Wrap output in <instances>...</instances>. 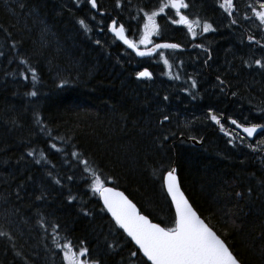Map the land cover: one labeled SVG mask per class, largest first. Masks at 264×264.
Instances as JSON below:
<instances>
[{"label":"trees","instance_id":"trees-1","mask_svg":"<svg viewBox=\"0 0 264 264\" xmlns=\"http://www.w3.org/2000/svg\"><path fill=\"white\" fill-rule=\"evenodd\" d=\"M164 1L96 0L94 12L86 0H0V264H67L66 242L87 248L79 259L89 264H148L92 185L99 177L173 227L162 183L173 168L241 264H264V143L227 139L210 122L264 126V24L254 18L264 0H234L231 15L223 0H186L182 12L213 28L197 41L159 29L156 42L182 49L142 81L151 58H135L107 28L140 23ZM125 32L137 39L141 29Z\"/></svg>","mask_w":264,"mask_h":264},{"label":"snow or ice","instance_id":"snow-or-ice-1","mask_svg":"<svg viewBox=\"0 0 264 264\" xmlns=\"http://www.w3.org/2000/svg\"><path fill=\"white\" fill-rule=\"evenodd\" d=\"M89 3L93 8L97 7L96 0H89ZM188 7L186 0H166L159 6V11H153L150 15L146 14L147 22L144 24L143 35L139 43L145 47L152 43L151 36L159 34V26L156 24L155 18L168 8L174 9L175 15L179 17L178 20L172 19L171 23L186 26L188 32L195 38L196 32L193 25L199 26L200 21L192 20L188 15L181 14V9ZM219 7L231 15L230 10L234 8V0H223ZM259 9L254 10V14L260 23L264 24V2L259 4ZM80 23L84 25L83 20ZM210 28L211 25L205 23L203 32H208ZM110 30L140 57L151 56L158 49H177L179 47L175 43H158L149 51H139L137 45L126 38L122 25L117 29L114 21ZM196 46L199 47V45ZM161 58L163 59V53H161ZM164 63L170 67L167 59H164ZM256 64L264 67V64H261L259 60L256 61ZM138 78H151V73L146 70L141 71L138 73ZM32 95L34 96L36 93L33 92ZM164 119L167 120L168 117L165 116ZM211 119L220 123L215 115H212ZM231 123L237 128L242 127L236 120H232ZM257 129V125H252L243 127V132L248 137H252ZM84 163L87 164V161ZM175 171L173 168L165 177L167 192L175 205L174 227H161L159 224L152 223L146 216L139 214L136 206L122 193L104 187L99 177L94 180L92 189L94 192L100 193L105 207L111 213L116 224L131 237L151 264H241L240 260L226 246L225 241L197 215L185 199L177 184ZM61 250L64 251L63 259L67 261V264H89L87 259L78 258L88 255L87 248H81L77 255L72 250L71 243L66 242L61 246ZM133 255L135 256L136 253L134 252Z\"/></svg>","mask_w":264,"mask_h":264},{"label":"flooded vegetation","instance_id":"flooded-vegetation-1","mask_svg":"<svg viewBox=\"0 0 264 264\" xmlns=\"http://www.w3.org/2000/svg\"><path fill=\"white\" fill-rule=\"evenodd\" d=\"M166 1H164V3H165ZM168 10H169V12L171 13V18L170 19H168V20H166V21H161V22H158L157 20H156V24L159 26V29H172V28H174V29H176V30H179L180 31V29H184V30H186L187 31V28H186V26H184V25H181V24H173V23H171V20L172 19H176V20H178L179 19V17L178 16H176L175 15V10L174 9H171V8H168ZM182 10L183 9H181V14H184L183 12H182ZM158 11H159V9H158ZM97 14H99L98 12H97ZM146 14H150L149 12L148 13H146ZM161 14H163V15H165L166 14V9H165V12L164 13H161ZM141 20H143L142 21V23L140 22H132V23H130L129 25H128V27H124V29L126 28V29H141L142 27H143V24H145L144 23V20H145V17H142V18H140ZM202 25V24H201ZM193 27H194V30H195V32H196V36H195V38H193V36L191 35V37L193 38V40L194 41H197L198 40V37H197V35L199 34V33H201V32H203V28H202V26H197V25H193ZM213 27L211 26V28L210 29H212ZM198 30H200V31H198ZM204 33V32H203ZM202 33V34H203ZM175 35H179V33L178 34H176L175 33ZM203 36V35H202ZM131 39V41L134 43V44H136L137 45V47L138 48H149V47H151V46H155V44H158V43H170L169 42V39L170 38H165L164 40H163V42H156V40H158L159 38H158V35H153L152 36V38H151V40H152V43L151 44H149V45H147V47H145V45H142V44H140L139 43V41H140V38L139 39H133L132 37H130ZM176 44V43H175ZM196 46V45H195ZM197 47V46H196ZM181 50L182 48L179 46L177 49H160L159 51H157L155 54H153V55H151V56H148V57H146L145 59H143V60H146V59H148V58H151L150 60H149V62H148V64L146 65L147 66V69L151 72V78H148L147 80H145V81H148V82H153V81H155V76H154V73H153V71H152V67H155L156 66V60L157 59H161V53H163V55H164V58H165V53H166V51H170V50ZM197 49L198 50H203V48H201V47H197ZM203 51H206V50H203ZM207 52V51H206ZM207 53H209V52H207ZM209 55V54H208ZM219 119V121H220V123H213L212 122V119L210 120V122L211 123H213V124H215V128H216V130L218 131V133L219 134H221L223 137H225V138H229V139H231V138H233V136H241V133L236 129V127H235V125L234 124H232L231 123V121L229 120V121H224L223 119H221V118H218ZM242 124V123H241ZM244 125V124H243ZM243 138V137H242ZM257 138H260V136H256L255 138H253L252 140H248L247 138H243V139H245V141L251 146V147H253V145L255 144V141H256V139Z\"/></svg>","mask_w":264,"mask_h":264},{"label":"water","instance_id":"water-1","mask_svg":"<svg viewBox=\"0 0 264 264\" xmlns=\"http://www.w3.org/2000/svg\"><path fill=\"white\" fill-rule=\"evenodd\" d=\"M86 1H89V0H86ZM90 4V3H89ZM90 6H91V4H90ZM91 9H92V11H94V12H96L97 11V7L96 8H93L92 6H91ZM112 24L113 23H111L110 25H109V27L107 28V33L110 35V36H112L115 40H116V42H118V43H120L121 45H123V46H125V47H127V45L126 44H124L123 43V41L122 40H120V39H118L116 36H115V33L113 32V31H111L110 29H111V27H112ZM121 25H116V28L118 29L119 27H120ZM125 36H126V38L127 39H129L128 37H127V35H126V33H125ZM130 40V39H129ZM128 48V47H127ZM154 48V46H151V47H149V48H146V49H141V48H138V50L139 51H149V50H151V49H153ZM130 51H131V53H132V55L135 57V58H137V59H140V60H143V59H145L146 57H148V56H145V57H140V56H137L136 55V52L135 51H133L131 48H128ZM158 50H160V49H158ZM158 50H156L155 52H157ZM154 52V53H155ZM153 53V54H154ZM148 71V72H150L148 69H146V68H142L141 70H139V72H141V71ZM138 72V73H139ZM151 73V72H150ZM139 79H141L142 81H145V80H147L148 78H139ZM258 126V129H257V132L256 133H254L253 134V136L252 137H248L247 136V134L245 133V132H243V127H250V126H243L242 125V127L241 128H237L236 126V129L242 134V136L243 137H245V138H247L248 140H252L253 138H255L256 136H259V135H261V134H263L264 133V126H262V125H257ZM187 141L189 142V143H191L193 146H196V147H198V146H200V144H201V142H197L196 140H194V139H187ZM172 170V169H171ZM171 170H169V171H171ZM169 171H167L164 175H163V179H162V183H163V188H164V192H165V194H166V196H167V198H168V200H169V202H170V205H171V208H172V211H173V215H174V219H175V205L173 204V202H172V199H171V196L168 194V192H167V188H166V184H165V177L167 176V173L169 172ZM175 174V173H174ZM175 176H176V180H177V184H178V186H179V188H180V191L183 193V191H182V189H181V187H180V185H179V180H178V177H177V175L175 174ZM104 187H106V188H112L114 191H116V192H120V193H122L123 194V192L122 191H120L119 189H115V188H113V187H111V186H109V185H106V186H104ZM184 194V193H183ZM124 195V194H123ZM125 197H126V195H124ZM184 197H185V199H187L186 198V196H185V194H184ZM98 198H99V202H100V205H101V207L104 209V211H105V213L107 214V216L116 224V222H115V220H114V218L112 217V215H111V213L110 212H108V210H107V208L105 207V205H104V202H103V199H102V197H101V195H100V193H98ZM127 199H128V197H126ZM129 201H130V199H128ZM187 201H188V199H187ZM189 202V201H188ZM131 203H132V201H131ZM133 204V203H132ZM189 204H190V202H189ZM191 205V204H190ZM192 206V205H191ZM193 208V207H192ZM136 209H137V211L139 212V210H138V208L136 207ZM193 210H194V208H193ZM195 211V210H194ZM196 212V211H195ZM197 213V212H196ZM139 214H141V215H143L142 213H140L139 212ZM198 215V214H197ZM199 216V215H198ZM200 217V216H199ZM201 218V217H200ZM202 219V218H201ZM203 220V219H202ZM204 221V220H203ZM205 222V221H204ZM152 223H154V222H152ZM206 223V222H205ZM157 224V223H156ZM207 224V223H206ZM116 226L122 231V233L125 235V237L131 242V244L135 247V249L138 251V253H139V255L148 263V264H151V262L150 261H147V258L146 257H144L143 256V253L139 250V248H138V246L135 244V242L134 241H132V239H131V237H129L128 235H127V233L126 232H124V230L123 229H121L117 224H116ZM227 246V245H226Z\"/></svg>","mask_w":264,"mask_h":264},{"label":"rangeland","instance_id":"rangeland-1","mask_svg":"<svg viewBox=\"0 0 264 264\" xmlns=\"http://www.w3.org/2000/svg\"><path fill=\"white\" fill-rule=\"evenodd\" d=\"M150 15V14H149ZM160 15H163V14H160ZM144 17H145V20H144V23H146L147 22V19H146V14L144 15ZM254 18H256V16L254 15ZM156 19V18H155ZM258 19V18H257ZM142 23V22H141ZM196 25V24H195ZM264 27V26H263ZM143 31H144V24H143V27L141 28V32H140V34H139V36H138V38L137 39H139V38H141V36L143 35ZM205 33V32H204ZM153 36V35H152ZM152 36H151V38H152ZM156 66L158 67V66H160V67H162L163 68V70H165V71H168L169 70V66H167V65H165V63H164V55H163V59L161 58V59H157L156 60ZM212 122L213 123H215V121H213L212 120ZM262 143H264V137L263 138H257L256 139V141H255V144L253 145V147H255V146H259V144L261 145ZM78 255V254H77ZM63 256H64V251H63ZM79 258V257H78ZM67 262V261H66Z\"/></svg>","mask_w":264,"mask_h":264},{"label":"bare ground","instance_id":"bare-ground-1","mask_svg":"<svg viewBox=\"0 0 264 264\" xmlns=\"http://www.w3.org/2000/svg\"><path fill=\"white\" fill-rule=\"evenodd\" d=\"M88 2V1H87ZM89 4V3H88ZM90 5V4H89Z\"/></svg>","mask_w":264,"mask_h":264}]
</instances>
